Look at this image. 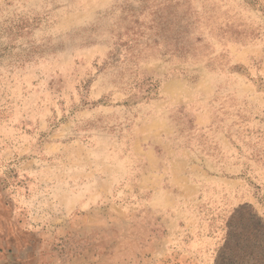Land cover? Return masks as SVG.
Here are the masks:
<instances>
[{
	"label": "rangeland",
	"instance_id": "374dc122",
	"mask_svg": "<svg viewBox=\"0 0 264 264\" xmlns=\"http://www.w3.org/2000/svg\"><path fill=\"white\" fill-rule=\"evenodd\" d=\"M0 264H264V0H0Z\"/></svg>",
	"mask_w": 264,
	"mask_h": 264
},
{
	"label": "snow or ice",
	"instance_id": "6c2138e0",
	"mask_svg": "<svg viewBox=\"0 0 264 264\" xmlns=\"http://www.w3.org/2000/svg\"><path fill=\"white\" fill-rule=\"evenodd\" d=\"M246 212H248L249 217H250L251 210L245 209L243 207L236 208L232 213L229 223H232V221H235V224L233 225V227H235L238 230L239 229L246 230L247 229V225L245 223V220H246L245 213Z\"/></svg>",
	"mask_w": 264,
	"mask_h": 264
}]
</instances>
